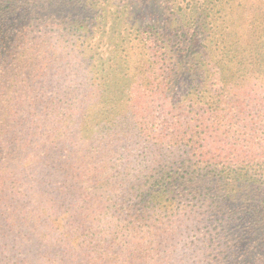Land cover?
Listing matches in <instances>:
<instances>
[{
  "label": "trees",
  "instance_id": "obj_1",
  "mask_svg": "<svg viewBox=\"0 0 264 264\" xmlns=\"http://www.w3.org/2000/svg\"><path fill=\"white\" fill-rule=\"evenodd\" d=\"M154 1L0 0V263L264 264V0Z\"/></svg>",
  "mask_w": 264,
  "mask_h": 264
},
{
  "label": "rangeland",
  "instance_id": "obj_2",
  "mask_svg": "<svg viewBox=\"0 0 264 264\" xmlns=\"http://www.w3.org/2000/svg\"><path fill=\"white\" fill-rule=\"evenodd\" d=\"M108 1L110 2L108 8L111 10H115L120 4H124V2L128 0ZM131 1H134L133 5L135 6L134 19H137L139 21V24L151 25L154 23V21H159L163 24L166 23L167 16L161 14V12L157 9L158 6L154 0ZM192 84L193 83L191 79L187 77V75H182L177 81H175L174 86L171 89L167 90V92L154 95L152 99H154L155 102L151 104V108L149 111L154 115L157 124L165 121L170 117V115L173 113L171 111L173 105H181V100L184 98V95H186V93L191 89ZM197 244L199 245L200 242H198ZM2 259L4 260V262H1L0 264H12L6 262V260H11L10 256L4 255Z\"/></svg>",
  "mask_w": 264,
  "mask_h": 264
}]
</instances>
